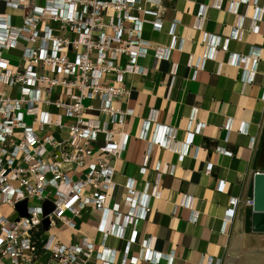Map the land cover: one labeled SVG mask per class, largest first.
Listing matches in <instances>:
<instances>
[{"label": "crops", "instance_id": "1", "mask_svg": "<svg viewBox=\"0 0 264 264\" xmlns=\"http://www.w3.org/2000/svg\"><path fill=\"white\" fill-rule=\"evenodd\" d=\"M2 5L10 9L0 1ZM142 7L158 14L161 29L144 24L142 39L149 50L137 64L146 73L124 74L131 95L113 103L128 114L122 126L115 127L120 133L119 151L111 158L115 188L105 205H118L122 214L129 211L124 202L128 181L139 199L152 194L156 185L161 196L151 200V212L137 223L138 238L130 246L126 264H264V233L251 231V208L245 205L252 199V175L264 173V0H153L151 4L143 0ZM5 14L20 25L21 14ZM172 22L178 26L176 44L168 50L173 44L168 33ZM158 47L167 49L163 57H155ZM212 49L213 57L205 60ZM12 52L18 54L16 63L9 56ZM3 56L16 66L21 49H9ZM200 57L205 60L203 68L196 70L190 65ZM239 58L245 65L232 61ZM121 60L125 67L126 59ZM107 78L116 83V75ZM17 92L6 89L13 97ZM90 104L97 108V102ZM40 109L59 113L46 105ZM83 116L104 120L92 109ZM170 130L174 138L169 137ZM189 133H193L191 145ZM155 135L170 139L173 149L153 145ZM54 137L62 139L66 132ZM96 139L91 161L100 156L98 149L105 141L102 134ZM236 199L241 202L229 222L228 209ZM107 219L104 233L115 221L112 213ZM99 221L98 213L88 208L76 218L74 230L59 225L63 229L54 232L66 245L78 246L85 239L91 243L93 259L86 264L103 263L96 260V253L114 255L113 264H120L132 230H125L124 239L105 236L98 231ZM62 234L72 235L70 244ZM147 251L151 261L144 260Z\"/></svg>", "mask_w": 264, "mask_h": 264}, {"label": "built area", "instance_id": "2", "mask_svg": "<svg viewBox=\"0 0 264 264\" xmlns=\"http://www.w3.org/2000/svg\"><path fill=\"white\" fill-rule=\"evenodd\" d=\"M0 1L21 12L20 25H14L9 15L0 16V86L5 88L0 90V264H86L93 259V245L86 239L78 246L66 245L54 229L64 225L74 230L76 218L88 208L98 213V231L105 236L124 239L125 230L131 228L132 237L120 260L126 264L130 246L138 238L136 225L151 212V200L159 199L161 193L156 185L152 194L139 199L128 181L124 202L129 211L122 214L118 205L106 207L107 195L115 188L111 158L119 151L120 134L115 127H121L128 114L113 103L131 95L124 74L145 75V68L137 64L149 50L142 32L144 24L161 29L158 14L145 10L143 0ZM145 1L151 4L153 0ZM170 26L173 44L168 50L176 44L178 28L176 22ZM204 41L210 44L207 36ZM9 49H21L16 66L3 56ZM166 50L158 47L155 57H163ZM213 50L205 60L213 57ZM122 58L127 61L125 67L119 65ZM204 61L200 57L190 66L201 70ZM232 61L245 65L240 58ZM108 74L116 75L115 84ZM13 88L18 91L15 97L6 93ZM94 101L96 109L90 104ZM42 105L59 113L41 111ZM90 109L104 120L84 118ZM147 130L141 138H146ZM64 131L66 137H54ZM99 134L104 135V145L98 149L100 156L91 161ZM164 135L153 136V145L172 150ZM174 136L170 130L169 137ZM192 138L189 133L188 145ZM223 189L221 184L219 190ZM240 202L232 201L229 222ZM46 203L51 209L47 214ZM245 205L252 208L253 199ZM3 207L10 208L11 214H4ZM109 213L115 221L111 231L104 233ZM146 244L142 243L143 248ZM95 258L102 264L115 262L114 255L96 253ZM151 258L145 252L144 260Z\"/></svg>", "mask_w": 264, "mask_h": 264}, {"label": "water", "instance_id": "3", "mask_svg": "<svg viewBox=\"0 0 264 264\" xmlns=\"http://www.w3.org/2000/svg\"><path fill=\"white\" fill-rule=\"evenodd\" d=\"M253 183V205L251 208V231L264 233V173L255 172L252 175ZM20 214L23 213V206L18 207ZM51 211L50 204L46 203L44 212L47 214ZM49 224L48 220H45L44 226Z\"/></svg>", "mask_w": 264, "mask_h": 264}, {"label": "rangeland", "instance_id": "4", "mask_svg": "<svg viewBox=\"0 0 264 264\" xmlns=\"http://www.w3.org/2000/svg\"><path fill=\"white\" fill-rule=\"evenodd\" d=\"M39 4H43V1H40V3ZM6 5V4H5ZM6 12H9V13H15V14H20L21 12L20 11H16V10H13V9H6L5 8V6L4 5H2L1 7H0V16H4V15H6L5 13ZM10 58H11V61L12 62H15L16 63V61L18 60V54H15V52H12L10 55ZM123 64H124V61L123 60H121V65L123 66ZM52 97H53V95H52ZM29 205H35V203L33 202V201H29ZM2 212L4 213V214H6V215H10L11 214V209L10 208H8V207H3L2 208ZM17 218V215H15L14 217H13V219H16ZM88 225H92V224H89L88 223ZM61 229H63L62 227L61 228H57V231H61ZM62 237V240L65 242V243H67V244H70L71 243V236L72 235H70V234H62L61 235ZM73 242V241H72Z\"/></svg>", "mask_w": 264, "mask_h": 264}]
</instances>
